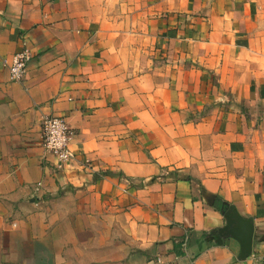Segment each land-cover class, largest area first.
Masks as SVG:
<instances>
[{"label":"crops","instance_id":"crops-1","mask_svg":"<svg viewBox=\"0 0 264 264\" xmlns=\"http://www.w3.org/2000/svg\"><path fill=\"white\" fill-rule=\"evenodd\" d=\"M0 264H264V0H0Z\"/></svg>","mask_w":264,"mask_h":264},{"label":"built area","instance_id":"built-area-1","mask_svg":"<svg viewBox=\"0 0 264 264\" xmlns=\"http://www.w3.org/2000/svg\"><path fill=\"white\" fill-rule=\"evenodd\" d=\"M33 55L30 50L23 49L14 54L10 61H4L8 69L11 82H21L26 74L27 65ZM74 134L63 116H45L41 124V148L46 155L53 158L56 169H64L73 159L70 144ZM40 187L38 183L35 187L37 191Z\"/></svg>","mask_w":264,"mask_h":264},{"label":"water","instance_id":"water-1","mask_svg":"<svg viewBox=\"0 0 264 264\" xmlns=\"http://www.w3.org/2000/svg\"><path fill=\"white\" fill-rule=\"evenodd\" d=\"M225 224L215 231L218 242L227 239L236 241L239 245L238 260L244 261L251 254L253 242V221L241 216L234 207L222 204L220 208Z\"/></svg>","mask_w":264,"mask_h":264}]
</instances>
